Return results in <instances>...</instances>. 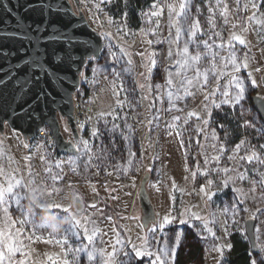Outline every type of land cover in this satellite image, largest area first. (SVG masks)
<instances>
[{"label":"rangeland","instance_id":"1","mask_svg":"<svg viewBox=\"0 0 264 264\" xmlns=\"http://www.w3.org/2000/svg\"><path fill=\"white\" fill-rule=\"evenodd\" d=\"M153 2L154 0H148L137 8L133 0H110V2L109 0H103V2L102 0H78V2L73 0L75 10L78 11L80 8L93 28L103 35L105 46L101 57L106 56L109 59L112 53L121 56V48L129 54L114 66L117 71H120L126 67V60L131 59L134 92L137 93V98H131V90L128 88L122 72L119 79H116L110 72L105 74L101 71L103 66L100 65L99 60H91L86 65L81 77L87 85L86 88L84 87L86 96L84 94L77 96L82 133L80 140H75L65 119L60 117V122L66 139L72 140L75 145L80 144L81 141H88L94 154L92 167L84 168L81 161L86 160L87 156L81 152L79 154L80 159L77 160L79 167L76 172L71 171L67 165L64 166V179L56 185L60 189L59 192L53 193L51 197H41L40 199L47 203L62 205L61 208L52 209V214L59 217L69 215V213L63 211V208L70 207L71 213L75 214L76 218L81 219L82 222L85 217L94 220L101 232L96 237L95 246L108 252L112 250V246L116 244V240L119 238L123 242L125 251H130L132 245L135 244L147 251L158 253L161 249L162 238L165 235L172 233L175 229L176 233L181 234L182 237L183 228L186 225H191L205 241V264H229L228 253L232 249V236L236 234L242 236L249 244L251 260L255 259L257 264H260L264 262V214L256 213V209L264 210V199L260 198V192L257 189V198L253 200L249 189L252 187L251 182L259 179L260 175L264 174V165L254 163L251 165L243 164L241 167V171L247 169L246 175L248 178L243 181H236L235 187L248 193V199L240 205L241 209L246 207L248 211L241 210L236 217L239 223L232 224L230 210L236 198L232 188L216 191L215 186L224 179L223 174L212 171L209 175H202L198 171V165L200 169L205 167L201 145L210 143V141H205L203 134L199 137L200 144L198 145L195 142L197 138L195 128L199 122L193 117L184 126L183 137L185 142L183 146L180 143V137L175 133L168 135L166 129V125L171 121L173 115L184 117L188 112L195 111L203 116L204 104L207 103L204 99V92H197L194 97H187L183 102H180L179 107L184 109L183 112H168L169 103L166 98H163V104L157 101L155 108L150 106L157 94L155 86L165 85L166 69L169 67V45L166 42L152 45L147 43V40L155 39L152 35H146L148 29L153 25L149 23L145 13L152 10L150 6ZM227 2L230 9H235L232 0H227ZM197 7L200 9L199 12L196 11ZM260 11L264 13V5L261 6ZM192 12L199 19L201 28L207 29L210 15L207 0H193ZM125 13L127 14L126 17ZM241 15L245 14L241 13ZM155 19L154 17L153 21ZM215 20L217 29L224 40L227 41L232 34V29L230 26L224 25L223 18L218 14L215 16ZM232 22H235V16L232 17ZM160 24L162 37H167V9L160 17ZM109 32L112 34L110 41L105 39V33ZM244 35L246 40L250 42V49L237 45V55L240 56L248 52L250 59L249 67L242 68L239 75L247 85L248 83L251 85L256 95L264 96V85L262 83L264 43L260 41L256 31L250 29ZM203 38L206 39L207 36ZM217 42L219 43V40ZM109 43L111 44L110 50L107 47ZM152 52L157 53V64L149 76L148 67H150V54ZM222 55L227 56V52H222ZM258 68L259 71H257ZM93 69L96 70L95 76H93ZM249 73H251V78L255 79L259 87L251 84ZM128 74L130 75V73ZM146 77L148 78L146 79ZM113 80L116 81L117 85L122 83L123 90L117 88L114 91L111 83ZM225 83L226 81L223 79L220 81L221 85ZM141 85H144V87H140ZM149 85H151V90L148 87ZM212 87H215L214 83ZM116 91L119 92V96L115 94ZM118 99L124 107L121 108L117 105ZM251 102L252 100L247 98L235 108L222 105L221 109L212 110V120L207 126V131L210 132L214 129L215 134L219 137L217 143H222L226 149L220 161L222 167L232 168L235 164L242 163L238 160H228V156H243L250 154L252 151L264 156V148L261 147L264 146V128L260 126L257 118L252 114ZM157 108L160 109V119L157 122L158 127L153 128L148 122L153 118ZM109 112L112 115L104 117L100 115ZM124 116L129 118L127 123L135 128L134 136H136L139 143L138 150L135 147L131 150L135 153L131 166L128 164L129 154L125 158H118L117 160H103L97 158L99 155L94 149L95 143L102 136L103 129L111 127L110 129L113 130V124L119 125V130H117L119 134L120 130L125 129ZM246 120H254L255 127L244 126ZM220 125H223V128L219 127ZM94 130H99L98 135H92ZM52 137L49 128L41 138H36L26 144L21 133L10 127L6 128L4 133H0V153L3 154L0 156V168H3L6 172L22 173L27 180V169L28 165L31 164L38 174L36 186L42 187L48 181L44 172V164L39 159L40 154L48 155L54 173L58 171L55 168L56 161H66L70 156H76L59 154ZM189 137L192 138L191 142H189ZM241 142L243 144L239 153L234 152L236 145L241 144ZM25 145H28V147H25ZM207 150L212 154L211 147H208ZM28 157H31V160L27 159ZM156 157L158 159H154ZM209 167H214V165ZM147 172L151 174L147 188L158 219L169 213L179 218V214L187 210L202 217L203 221L193 219L189 220L187 224L173 222L164 230L158 231L154 236L149 232V229L142 227V212L138 194L142 179ZM193 173H195L194 176ZM228 175L234 178L233 173ZM2 181L3 177H0V182ZM209 181H212L213 184L209 185ZM133 183L135 186H133ZM202 188L206 191H216V195L209 199L201 191ZM76 193L83 196L85 209L82 212H77L74 207ZM113 197H116V199H113ZM23 203L25 206L30 205L31 198L23 201ZM91 203L97 204L99 208L103 209V212L89 209L88 205ZM226 208L229 209L227 213L225 212ZM34 211L36 214L35 224L26 222L23 226L16 225L26 235L33 237L31 242L27 240L24 242L26 250L30 252V264H52V261L48 259L49 256L53 260H58V264L59 261L65 258L71 260V254L64 256L62 244L57 243L63 232L53 233L50 228H40L41 218L48 215V213L35 207ZM253 213H256L258 217L256 219V228H259V232H256L258 251H254L246 233V221L250 219ZM9 216L16 221L26 219L21 214L15 201H12L9 206ZM107 217H111V220ZM3 218L4 213L0 211V221ZM184 219L187 220L188 217L185 216ZM205 223L207 227H205ZM62 227H67V225ZM226 228L227 231H225ZM208 229H211V231ZM79 231L82 233L83 229H79ZM144 237H147L146 241ZM81 242L87 243L86 240H83V236H81V240L70 237L67 247L79 246ZM226 245L231 247H225ZM120 247V245H117L118 249ZM220 248L224 249L223 255L219 251ZM122 258L124 257L121 256L120 259ZM143 258L148 259L150 263L154 260V256H144ZM99 263L101 264L98 257L97 261L90 264ZM173 264H175V260Z\"/></svg>","mask_w":264,"mask_h":264},{"label":"snow or ice","instance_id":"2","mask_svg":"<svg viewBox=\"0 0 264 264\" xmlns=\"http://www.w3.org/2000/svg\"><path fill=\"white\" fill-rule=\"evenodd\" d=\"M103 2V0H102ZM110 2V0H109ZM208 2V28H201L200 21L196 15L192 12L193 0H154L150 6L151 11L145 13L148 17V21L152 27L148 29L146 35H152L155 39L147 40L149 45L155 43H167L169 45L168 59L169 67L166 69V81L165 85H156L157 94L153 98L151 107L155 108L156 102L159 101L163 104V98H166L169 103L168 112H183L184 109L179 107V103L183 102L187 97H194L197 92H204V99L207 103L204 104L203 116L195 111L188 112L184 117L180 115H173L171 121L166 125L168 135H177L180 137V143L184 145L183 132L184 126L194 117L199 123L195 128L196 143L200 144V135H204L205 141H210L207 145H201L204 155L203 169L199 168L198 171L202 175H209L212 171L223 174L224 179L216 185V191H223L224 189L232 188V192L236 197L231 208V223L238 224L239 220L236 217L240 211L245 212L248 209L245 207L241 209L240 205L244 204L248 199V193L244 190L235 187L236 181H243L247 179V169L241 171L243 164H260L264 165V156L252 151L250 154L243 156H228V160L240 161L241 164H235L234 167H222L220 164L221 158L224 155L226 149L222 143H217L219 137L215 134V130L207 131V126L212 120V110L221 109L222 105H228L231 108H235L247 99V87L245 80L239 75L242 68L249 67V54L248 52L242 55H237V45L250 49V42L246 40L245 35L249 30L257 32L260 37V41L264 43V13H261L260 8L264 5V0H232L235 4V9H230L227 0H207ZM168 10V35L162 37L160 17L163 15L164 10ZM197 12L200 9L197 7ZM244 13L245 15H241ZM250 13V14H248ZM219 15L223 18L224 25L230 26L232 34L224 40L220 31L217 29L215 16ZM127 14L125 13V17ZM235 16V22H232V17ZM156 18L153 21V18ZM20 24V30L10 33L14 38L21 40L27 44V48H21L20 51L27 53L23 60V64L26 66L27 71L22 78L17 77L15 84L18 87V92L13 96L12 102L19 105V108H12L13 112H17L23 116H30L32 113L25 109V105H28V109H31L32 104L28 103L26 97L29 95L30 90L36 89L32 103L41 100L43 97L49 95L44 91V88L40 87L41 81L45 78L49 83H55L62 81V74L71 69L73 61V50L70 47L73 41V36L65 33L64 31H56L57 22L49 20V26L53 29L51 32H46L45 29L37 26L33 30H30L31 26L25 24L22 20H18ZM112 34L105 33V39L110 41ZM207 36L206 39L203 37ZM219 40V43L217 42ZM58 45L53 47V45ZM65 45L63 47L59 45ZM109 50L111 44L107 45ZM102 50L97 47L95 50L85 48L86 59L95 61L98 58L99 53ZM226 51L227 56L222 55V52ZM121 56H117L112 53L109 57V64L112 66H105L101 71L105 74L111 73L113 77L119 79L122 72H133L132 61L129 58L126 60V67L117 71L115 64L129 54L123 49H120ZM0 54H3V50L0 49ZM141 55H143L141 53ZM157 53L152 52L150 54L151 63L148 67V74L151 75L152 70L156 67ZM17 71L20 70V65H16ZM260 69L258 68L257 71ZM96 70L93 69V76H95ZM148 77H146L147 79ZM251 84L259 87L256 84L255 79L251 78L249 73ZM225 80L226 83L221 85L220 81ZM114 91L119 88L123 90V84H116V81H111ZM215 87H212V84ZM0 85H4V81L0 80ZM140 87H144L141 85ZM151 90V85L148 86ZM115 94L119 96V92ZM218 97V99H217ZM146 98V97H145ZM260 102V108L257 109L258 114L264 118V96L256 97ZM117 105L124 107L123 103L118 99ZM11 108V104H9ZM3 111V104H0V112ZM101 117L112 115L109 113H101ZM125 121V129L120 130V136L123 140L131 143V139L134 135L135 128L133 125L128 124L127 116L123 117ZM160 119V109H156L153 118L149 120V125L152 127H158V121ZM4 121H0V127H2ZM203 125V126H201ZM244 126L255 127V122L245 121ZM219 127L223 128V125ZM119 130V125L113 124V131ZM152 129L150 128V131ZM99 130H94L92 135H98ZM192 138L189 137V142ZM241 144H237L234 152L239 153L242 147ZM28 147V145H25ZM75 150L76 156H70L66 161H56L55 168L58 170L53 172V165L49 162L47 154H40L39 159L44 164V172L47 175V181L42 187L36 186L37 173L34 171L31 164L28 165L26 180L22 173L6 172L3 168H0V177H3V181L0 182V211L4 213V218L0 221V264H30V252L26 250L25 240L31 242L33 237L26 235L21 228H17L16 225L23 226L26 222L35 224V208H40L48 215L44 216L40 220V228H50L53 233L63 232L61 239L57 243H61L64 248L63 255L67 256L71 254L72 259H63L59 261V264H78L81 255L85 256L88 261L95 262L98 257L101 264H125L124 260L120 257L123 256L127 264H132L133 259H142L144 256H154V260L151 264H173L177 249L182 243L181 234L173 232L172 245L169 246L167 242L164 243L158 253L147 251L133 244L130 251H125L123 242L117 238L116 244L112 246L110 252L103 248L98 249L95 246L96 237L101 234L100 229L97 227L96 222L89 217H85L83 222L81 219H77L75 214L71 213L70 207H64L63 211L69 213L64 217H59L52 214L53 208H61L62 205L56 203H47L41 200V197H51L53 193L59 192V188L56 187L59 181L64 179V166L67 165L73 172L77 171L79 165L77 160L80 159V153L83 152L87 156L86 160L81 161L85 169L92 167L93 153L89 147L88 141H81L80 144L71 145ZM208 147L213 150L212 154L208 152ZM264 148V146H261ZM129 166L132 165V158L135 157V153L129 148ZM3 154L0 153V156ZM98 159H103V155L97 156ZM27 159L31 160V157ZM158 159V157L154 158ZM214 167H209L213 166ZM151 170V169H149ZM127 171V169H125ZM233 173L234 178L228 174ZM195 173H193V176ZM50 182V183H49ZM252 187L249 192L252 194V199L255 200L257 189L260 192V198L264 199V174L260 175L259 179L253 180ZM209 185L213 182L209 181ZM133 186L135 184L133 183ZM155 187V186H154ZM50 189V190H49ZM206 197L211 199L216 195V191L201 189ZM38 194V195H37ZM31 198V204L25 206L23 201ZM116 199V197H113ZM12 201H15L21 214L25 216V220L16 221L9 216V206ZM89 209H95L97 212L102 213L103 209L99 208L97 204L91 203L88 205ZM225 212H229V209H225ZM256 213L264 214V210L256 209ZM256 213H253L250 219H257ZM215 215V214H214ZM187 216L188 219H184ZM31 218L30 220L28 218ZM111 220V217H107ZM202 220L203 218L196 213H191L187 210L179 214V218L169 213L159 219L155 216L146 218L142 227L149 224L152 226L149 228V232L153 236L158 232L165 229V227L177 222L180 224H187L189 220ZM67 225V227H62ZM205 227L207 224L205 223ZM79 229H83L81 233ZM211 231V229H208ZM227 231V228L225 229ZM256 232H259V228H256ZM214 235V233H213ZM86 240L87 243L81 242L79 246L67 247L70 237H75L77 240ZM147 240V237H144ZM50 242V241H49ZM117 245L121 247L118 249ZM225 247H231L226 245ZM219 251L223 255L224 249L220 248ZM52 264H58V260H53L51 256L48 257ZM251 264H257L256 260H251ZM264 264V262H261Z\"/></svg>","mask_w":264,"mask_h":264},{"label":"water","instance_id":"3","mask_svg":"<svg viewBox=\"0 0 264 264\" xmlns=\"http://www.w3.org/2000/svg\"><path fill=\"white\" fill-rule=\"evenodd\" d=\"M78 2V0H74ZM18 20H22L25 24L30 25V30L39 26L51 32L53 29L49 26V20L57 22L56 31H64L73 36L71 48L72 67L66 73L62 74V81L49 83L45 78L41 81L40 87L49 95L41 100L32 103L36 89L30 90L26 97L28 103L32 104L31 109L25 105V109L31 111L30 116H23L17 112H13L12 108H19V105L12 102L13 96L18 92V87L15 84L17 77L22 78L27 71L23 60L27 53L20 51L21 48H27V44L21 40L14 38L10 33L20 30ZM58 45H53L57 47ZM65 46L63 44L59 45ZM103 35L93 28L85 13L79 8L75 10L73 0H0V49L3 54H0V80L4 81V85H0V104H3V111L0 112V121H4L0 127V133H4L6 128L22 134L25 143L29 144L34 136L45 127H49L56 143V149L59 154L76 155L75 150L71 145L75 143L66 139L63 134L60 117L66 120L70 130L76 141L80 140V134L77 129L75 120V96L81 88V77L86 65L91 60L86 59L85 48L95 50L99 47L102 51L99 53L96 60H100L104 51ZM20 65V70L17 71L16 65ZM264 85V75L262 77ZM254 95L252 97V106L257 112L260 108V102ZM11 104V108H9ZM258 114V112H257ZM264 124V118L258 114ZM150 172H147L142 179L139 188V201L142 212V225L146 218L155 216L157 212L153 201L148 191V183L150 181ZM74 207L77 212H82L85 209L83 196L76 193L74 196ZM256 219H248L246 221V233L249 242L254 251H258L256 240ZM151 224L145 226L149 229Z\"/></svg>","mask_w":264,"mask_h":264},{"label":"trees","instance_id":"4","mask_svg":"<svg viewBox=\"0 0 264 264\" xmlns=\"http://www.w3.org/2000/svg\"><path fill=\"white\" fill-rule=\"evenodd\" d=\"M148 0H133L136 7L142 6ZM101 66H112L109 64V59L106 56L101 57L99 60ZM122 72V71H121ZM125 77L126 84L131 90V98H137V93L134 92V81L132 73L129 75L127 72H122ZM134 95V96H133ZM247 98L252 99L255 94L251 85L248 83L247 87ZM250 109L252 114L257 118L260 126L264 128V124L259 118L258 114L250 104ZM107 127L102 130L101 138L95 143L94 149L97 151L98 155H103V160H117L118 158H125L128 155L129 148L132 150L134 147L138 150V140L136 136L133 135L131 143L123 140L120 134L116 131ZM173 232H177L175 229L169 234L165 235L161 241V248H163L164 243L167 242L169 246L172 245ZM205 253L206 245L205 241L199 236L195 228L191 225H186L183 228L182 243L178 248L175 264H205ZM260 259V258H259ZM121 260L127 261L125 258ZM260 261V260H259ZM87 258L81 255L78 264H90ZM228 263L229 264H251V258L249 255V244L240 235L232 236V249L228 253ZM100 264V263H99ZM132 264H151L148 259H133ZM261 264V263H260Z\"/></svg>","mask_w":264,"mask_h":264},{"label":"built area","instance_id":"5","mask_svg":"<svg viewBox=\"0 0 264 264\" xmlns=\"http://www.w3.org/2000/svg\"><path fill=\"white\" fill-rule=\"evenodd\" d=\"M85 86H87L86 85V83L81 79V88H80V90L77 92V94H76V96H75V120H76V125H77V129H78V132H79V134L81 135L82 133H81V124H80V119H79V114H78V95H81V94H84V96H86V92H85ZM85 87V88H84ZM88 95V94H87ZM46 130H49V127H45L44 129H42V130H40L35 136H34V138L32 139V140H34V139H36V138H41L42 137V135H44L45 134V131ZM52 141L53 142H55V140H54V138L52 137ZM56 144V143H55Z\"/></svg>","mask_w":264,"mask_h":264}]
</instances>
